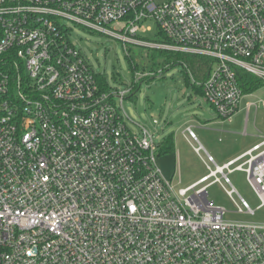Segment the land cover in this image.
<instances>
[{
	"label": "built area",
	"instance_id": "obj_1",
	"mask_svg": "<svg viewBox=\"0 0 264 264\" xmlns=\"http://www.w3.org/2000/svg\"><path fill=\"white\" fill-rule=\"evenodd\" d=\"M151 19L158 42L139 37ZM71 24L211 58L203 81L189 74L220 118L237 110L243 74L264 82V0H0V264H264V222L225 221L207 192L219 182L252 214L228 178L242 170L264 205V138L222 165L208 154L209 172L175 190L159 134L123 108L157 73L102 83Z\"/></svg>",
	"mask_w": 264,
	"mask_h": 264
},
{
	"label": "rangeland",
	"instance_id": "obj_2",
	"mask_svg": "<svg viewBox=\"0 0 264 264\" xmlns=\"http://www.w3.org/2000/svg\"><path fill=\"white\" fill-rule=\"evenodd\" d=\"M142 25L149 29L140 31V38L156 42L162 39L154 19L144 20ZM71 26L76 45L82 50L96 75L103 77L110 87L122 89L131 84L135 72L157 73L139 81L134 93L124 99L123 108L135 122L156 131L159 134V142L173 134L174 151H158L156 161L163 176L171 181L175 190L189 186L188 179L194 176L199 178L209 172L203 161V158L207 159L208 154L218 165H222L228 154L242 143L240 134L246 130V126V134L258 135L257 140H252L251 144L264 137V103L258 108L251 106L247 110L245 107L247 103L264 101V84L250 93L244 92L237 110L230 118H220L203 94L194 92L191 86L194 79L182 64L171 65V61L166 62V55L163 57L153 54L154 51H169L136 45L133 42L124 43L108 34L73 24ZM117 27L118 25L114 24L110 28ZM161 69L166 70L161 72ZM154 119L158 123L153 124ZM187 125H192L199 142L189 139L191 144L182 135V130ZM130 126L136 128L134 122ZM199 143L204 148L200 153L193 148ZM210 166L213 169L215 165L210 163ZM228 178L236 190L233 198L237 202L240 197L243 198L254 212H237L230 195L219 182H213L207 187L208 199L226 210L223 219L236 223H263L264 205H260L261 201L249 185L246 173L234 170L228 173Z\"/></svg>",
	"mask_w": 264,
	"mask_h": 264
},
{
	"label": "trees",
	"instance_id": "obj_3",
	"mask_svg": "<svg viewBox=\"0 0 264 264\" xmlns=\"http://www.w3.org/2000/svg\"><path fill=\"white\" fill-rule=\"evenodd\" d=\"M0 35H1V28H0ZM153 54L155 56H165L166 55V62L171 61V65L182 64L183 67L187 69V71L197 80L203 81L208 73L210 65L212 63L211 58H207L203 55H193V54H184L181 52H165V51H154ZM187 63V65L185 64ZM166 70V69H164ZM189 77V76H187ZM99 81L105 83L106 80L98 76ZM150 79V78H147ZM241 85L243 87V91L245 93H250L254 89L258 88L259 86L263 85L264 82L257 77L252 75L243 74L241 78ZM194 88H196V93L202 94L201 88L191 84ZM174 149L173 146V135L170 134L167 137L163 138V141L160 142L159 152H171Z\"/></svg>",
	"mask_w": 264,
	"mask_h": 264
},
{
	"label": "crops",
	"instance_id": "obj_4",
	"mask_svg": "<svg viewBox=\"0 0 264 264\" xmlns=\"http://www.w3.org/2000/svg\"><path fill=\"white\" fill-rule=\"evenodd\" d=\"M192 86V85H191ZM192 88H193V90H194V92L196 93V88H194L193 86H192ZM261 105H259L258 107H260ZM257 107V108H258ZM248 119V118H247ZM247 119H246V121H247ZM190 125V124H189ZM189 125H187L183 130H182V135L190 142V140L189 139H191V140H193L191 137H189L188 135H187V133L185 132V130L187 129V127H191L192 128V130H193V127H192V125L191 126H189ZM244 125L246 126V123H244ZM194 132V131H193ZM247 133V126H246V130H244L243 132H242V134H240V136L243 138V141H242V143L241 144H239L238 146H236L228 155V157H226L225 158V160L223 161L224 163H227V162H229V161H231V160H233V159H235V158H237L238 156H240L242 153H244L246 150H248L250 147H252L254 144H256V143H258V142H260V141H258V142H255V143H253V144H251L252 143V140L253 141H256L257 140V138H258V135L256 134V133H254V134H246ZM173 135V134H172ZM163 141V139L160 141V142H162ZM199 142V141H198ZM191 143V142H190ZM192 144V143H191ZM201 144V143H200ZM251 144V145H250ZM202 145V144H201ZM173 146H174V138H173ZM193 146V145H192ZM195 147L196 146H193V148H194V150H195ZM172 151H174V149L172 150ZM171 151V152H172ZM168 153V152H167ZM210 155V154H209ZM213 158V157H212ZM214 159V158H213ZM203 161H204V163L206 164V162H207V159L206 160H204V158H203ZM215 161V160H214ZM216 163V162H215ZM223 163V164H224ZM202 176H200L199 178H196L195 176L193 177V178H190V179H188L187 180V182L188 183H190L189 185H191L192 183H194V182H196L198 179H200Z\"/></svg>",
	"mask_w": 264,
	"mask_h": 264
}]
</instances>
